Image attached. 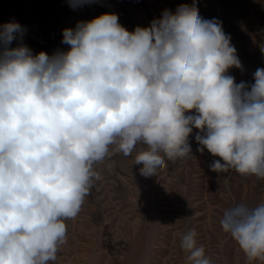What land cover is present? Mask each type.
I'll use <instances>...</instances> for the list:
<instances>
[{
  "label": "clouds",
  "instance_id": "clouds-1",
  "mask_svg": "<svg viewBox=\"0 0 264 264\" xmlns=\"http://www.w3.org/2000/svg\"><path fill=\"white\" fill-rule=\"evenodd\" d=\"M94 0H68L73 9ZM18 22L0 25V264H54L97 162L145 146L134 164L156 176L197 151L212 172L264 180V68L252 83L222 22L193 3L127 30L115 13L63 30L67 51L33 53ZM13 41L17 46L13 47ZM249 261L264 260V201L219 220ZM187 264H212L196 230L180 236Z\"/></svg>",
  "mask_w": 264,
  "mask_h": 264
},
{
  "label": "rangeland",
  "instance_id": "rangeland-1",
  "mask_svg": "<svg viewBox=\"0 0 264 264\" xmlns=\"http://www.w3.org/2000/svg\"><path fill=\"white\" fill-rule=\"evenodd\" d=\"M184 3H194L202 18L222 22L242 64V69L231 68L228 74L237 83L254 82L253 73L264 68V0H94L76 9L68 0H0V25L18 22L24 29L23 43L34 54L51 55L69 49L61 43L62 33L78 21L113 10L121 25L133 31ZM197 131L189 137L193 155L166 161V167L151 177L141 175L142 165L134 164L145 146L138 145L130 156L112 146L111 154L94 165L100 179L93 181L80 212L65 221L67 240L54 264H187L180 236L193 228L212 264H264L260 259L249 261L219 223L224 209L233 204L255 206L264 201V180L234 169L212 172L209 165L219 158L197 151Z\"/></svg>",
  "mask_w": 264,
  "mask_h": 264
},
{
  "label": "bare ground",
  "instance_id": "bare-ground-1",
  "mask_svg": "<svg viewBox=\"0 0 264 264\" xmlns=\"http://www.w3.org/2000/svg\"><path fill=\"white\" fill-rule=\"evenodd\" d=\"M150 2H151V1H150ZM110 6H111V5H110ZM129 10H130V9H129ZM111 11H112L113 13L115 12V11H113V10H111ZM116 13H117V12H116ZM116 13H115V14H116ZM123 14H124V13H123ZM58 47H59V46H58ZM237 76H238V75H237ZM238 77H239V76H238ZM244 81H245V79H244ZM139 186H140V185H139ZM147 187H148V186H147ZM147 196H148V195H147ZM150 196L152 197L153 195H150ZM150 196H149V197H150ZM149 197H147V198H149ZM152 199H153V198H152ZM146 201H147V199H146ZM145 206H146V205H145ZM144 208H145V207H144ZM149 208H150V207H148V209H149ZM155 208H156V207H155ZM151 210H152V209H151ZM146 211H147V208H146ZM156 211H157V210H156ZM156 211H155V212H156ZM155 212L153 211V213H155ZM150 213H151V212H148V214H150ZM146 214H147V213H146ZM155 214H157V213H155ZM148 217H149V216H148ZM150 218H151V216H150ZM148 219H149V218H148ZM152 219H153V218H152ZM145 220H146V219H145ZM150 222H152V221H150ZM151 224H152V223H151ZM153 224H154V223H153ZM152 226H153V225H152ZM152 226H151V227H152ZM151 227H150V228H151ZM153 228H154V227H153ZM154 229H155V228H154ZM154 229H153V230H154ZM150 230H151V229H150ZM151 231H152V230H151ZM149 232H150V231H149ZM151 233H152V232H151ZM151 233H149V234H151ZM154 233H155V232H154ZM147 237H149V235H148ZM147 239H149V238H147ZM151 240H152V238L150 239V241H151ZM146 241H148V240H146ZM146 244H147V242H146ZM146 250H147V249H146ZM147 252H148V251H147ZM138 258H139V257H138ZM144 258H145V257H144ZM145 259H146V258H145ZM144 261H145V260H144Z\"/></svg>",
  "mask_w": 264,
  "mask_h": 264
}]
</instances>
